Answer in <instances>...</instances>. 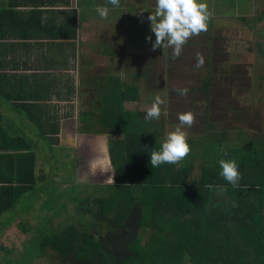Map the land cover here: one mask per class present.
Here are the masks:
<instances>
[{"label":"trees","instance_id":"1","mask_svg":"<svg viewBox=\"0 0 264 264\" xmlns=\"http://www.w3.org/2000/svg\"><path fill=\"white\" fill-rule=\"evenodd\" d=\"M254 1H237L241 5L242 2L246 4L250 10L247 21L249 29L264 22V4ZM254 7L256 15L251 19ZM226 21L227 14H222L216 8V18L210 17L207 31L202 32L204 38L191 37L183 46L178 59H172V48H162L163 51L158 50L154 56L142 58L137 62L135 68L140 74L138 79L142 81L143 86L149 79V85L144 88V92L150 100L154 101L157 95L165 100L166 103L161 105V113L166 111L167 115L161 117L163 122H157L155 119L146 121L145 104L136 110L134 119L133 112L126 111L127 117L122 121L123 130L132 135L116 142L115 146L121 147L126 158L124 162L121 157L112 160L113 165H117L114 177L117 191L109 198H103L102 194L93 200V206L87 210V207L80 203L78 194L73 195L69 203H66L67 195L73 190H64L59 194L66 205V212L71 211L68 205H75L78 215L90 213L92 209L99 218L93 215L90 224L79 226L82 231L62 232L59 242H56L59 237L50 234L44 247L52 248L53 251L49 254L55 264H264V135L259 131L255 135L246 132L252 129L255 120L243 104H211L214 96L210 92V79L197 77L199 82L192 81L188 84L176 73V68L184 64L182 59L187 55V50L193 48L192 44L201 41L207 46V50L202 53L205 63L199 69L206 70L208 74L216 77L220 73L227 77L226 74L238 71L240 75L233 76V79L237 90L239 89V81L241 76H245L246 67L223 61L226 56L214 47L215 40L225 41L226 36L219 35V32L227 33ZM213 31L218 34L213 35ZM140 46L145 47L142 44ZM141 51L131 52L140 54ZM258 53L259 57L264 59L261 49ZM193 56L195 60V55ZM155 58L158 61L161 58L163 60V65L158 70L153 69L157 64ZM183 88L189 90L186 96L178 94L177 90ZM72 92L68 89L61 93H47V97L64 98ZM189 95L202 96L205 101L203 104L201 101H192ZM35 100L41 101L42 98L39 96ZM18 101L28 100L19 98ZM34 107L39 106L16 104V109L24 114ZM187 111L196 115L193 126L183 130H189L193 134L192 137L189 136L187 143L190 152L194 153L190 158L201 163L200 175L196 180L191 179V160L183 162L181 166L180 163L167 164V179L170 184L164 185V164L153 168L149 162L151 151H159L150 136L155 135L159 139V136L165 134L166 128L172 129V123H179L177 113ZM29 120L34 123L42 137H47L48 142L54 143L51 146L59 144L61 118H48L43 122L38 118ZM0 126L6 140L10 142L7 147L0 148V151L7 153L0 156V160L17 158L29 161L28 167L19 166L16 172L11 174V179H0V217H3L17 208L23 195V190H13L4 184H22L26 179L33 182L36 156L31 141L25 137H12L4 130L1 117ZM1 129L0 145L5 142ZM255 130L256 128L253 129L254 132ZM228 135L236 136L235 140H228ZM14 139H20L26 145L29 154L25 158L11 155L13 150H17L11 145ZM63 143V146H66L65 140ZM67 143L71 145L72 141L68 139ZM111 152H116L114 147ZM220 159L236 160L241 177L238 186L233 187L219 175ZM173 168L175 170H172ZM171 171L173 173L170 175ZM177 174L178 181L172 183L171 180ZM154 182L157 185L152 187ZM209 184L214 186L213 190L206 187ZM152 188L156 198L153 206L145 200L133 203L126 198L128 193L136 190L149 191ZM116 195L118 200L114 199ZM123 200L125 201L120 202ZM117 205H125L126 212L114 211V208H118ZM52 206L57 212L56 206ZM83 207L84 211L80 209ZM108 207L112 211L104 217L100 210ZM73 211L75 215V210ZM84 220L87 218L84 217ZM43 222L50 224L48 220ZM56 226L52 224L51 227ZM147 229L149 233L145 236ZM52 237H55V241ZM144 238L146 240L142 245ZM38 248L43 249L41 246ZM2 250L6 251V248L3 247Z\"/></svg>","mask_w":264,"mask_h":264},{"label":"crops","instance_id":"2","mask_svg":"<svg viewBox=\"0 0 264 264\" xmlns=\"http://www.w3.org/2000/svg\"><path fill=\"white\" fill-rule=\"evenodd\" d=\"M198 2L205 3V0ZM207 2L211 17L215 19L216 0ZM254 2L264 4L259 0ZM96 6L109 8L107 19L100 18L95 11ZM255 9L251 19L256 15ZM227 10L235 13L237 7L235 9L228 5ZM154 11L155 0H120L119 7L109 4L108 0H0L1 124L12 137H25L31 141L36 156L33 182L26 179L22 184H4L13 190H23L18 205L44 181V166L50 153L63 152L69 157L67 168L55 174L56 181L61 179L60 174L69 175L73 182L76 176H80L81 181L92 182L91 189L98 190L86 204L87 210L93 206V200L102 194L103 198H109L113 194H106L109 188H114V193L117 191L111 183V177L114 180L117 170V165L112 162L116 154L111 152V146L132 135L123 130L122 121L127 117L126 111H132L134 119L136 110L143 105L137 102L135 94L146 91L137 84L140 74L134 64L127 62L140 61L154 56L158 50L163 51L160 47L152 48L155 35L150 30L147 17ZM227 19L234 20L235 25L226 21L227 33L219 32V35L226 36L225 41L215 40L214 47L226 56L223 61L246 67L245 76H241L239 81V89L233 79V76L240 75L238 71L226 74L227 77H223L222 73L216 77L194 67L193 55L207 50L201 41L187 50V55L182 59L184 64L176 68V73L188 84L199 82L197 77L210 79V92L214 96L211 104H243L255 120L252 129L246 132L255 135L259 131L264 135V59L258 53L261 49L264 54V22L249 29L248 23L243 27L237 21V16L227 15ZM216 32L212 34L216 36ZM148 36H151L150 42L145 39ZM232 38L235 41L230 45ZM141 44L145 47H141ZM140 50V54L132 53ZM128 68L135 71L136 78L133 79L132 71H128ZM68 89L73 91L68 97H47V93H61ZM39 96L42 100L36 101L35 98ZM19 98L28 101H18ZM189 98L201 101V104L205 101L202 96L189 95ZM22 103L39 107L30 108L24 114L16 109V104ZM149 103L152 104L153 100H149ZM74 104L88 105L90 110H82ZM150 104L145 105L150 107ZM54 117L61 118L62 130L59 144L51 146L54 143L42 137L29 119L38 118L43 122ZM1 136L5 142L0 148L7 147L10 142L2 129ZM68 139L72 141L71 145L67 143ZM63 140L66 146H63ZM99 141L104 142V147ZM88 144L97 148L93 151V156L97 158L94 166H91L85 152ZM11 145L17 149L13 150L12 156L25 158L29 154L20 139H14ZM98 151L101 153L96 154ZM5 154L0 151V156ZM28 165L27 160L1 159L0 179H11V174L19 166L27 168ZM63 187V190H67L64 183ZM57 192L54 189L51 194L53 201ZM51 198L43 208L49 214L56 213L51 207ZM80 198L82 202L83 197ZM118 198V195L114 197L115 200ZM16 210L0 217V224ZM39 220L45 230L52 224L56 226L53 221L46 224L41 217Z\"/></svg>","mask_w":264,"mask_h":264},{"label":"rangeland","instance_id":"3","mask_svg":"<svg viewBox=\"0 0 264 264\" xmlns=\"http://www.w3.org/2000/svg\"><path fill=\"white\" fill-rule=\"evenodd\" d=\"M237 1L238 0H216L215 9L217 8L219 11L222 12V14L226 13L227 15H232L233 17L237 16V21H239L241 25L245 27L248 18L250 17V10L246 6V4L242 2L241 5V3L240 2L237 3ZM205 3L208 4L207 0H205ZM228 5L234 6L235 9L237 7V11H235V13L229 12L227 10ZM228 22L235 25L234 20H228ZM196 37L204 38L202 32ZM234 41L235 39L232 38L229 41V44L232 45ZM145 58L148 59L149 57H145ZM155 59L157 61V64L153 67V69L158 70V68L163 65V60L162 58L159 61L157 58ZM137 62L138 61H129L127 63L134 64V67H136ZM127 70L130 72L132 71L131 74L133 75V79L137 77L135 71L131 70V68H128ZM146 81L147 84L145 86H143L141 80H138L137 84L141 85L143 88H146V86L149 85V79H147ZM224 95L228 97L227 93H225ZM135 97H137V102L139 104H150L149 103L150 98L146 95L145 92H140L139 94L137 93L135 94ZM74 105L80 106L82 110H90V106L88 105H84V104H74ZM161 117H163V113H161L160 118L156 121L157 122L161 121ZM175 124L176 123H172V125ZM172 130H174L173 127L172 129L166 128L164 131L165 134L159 136V139L155 135L150 136L151 141L153 142V144H156L159 150H160V145L166 138L167 133ZM200 130L202 131V128ZM187 134H188V138L189 136L190 137L193 136V134H191L189 130ZM235 138L236 136L234 135L233 136L228 135L227 137L228 140H235ZM99 144L102 147H104V142L99 141ZM113 147L116 150V152H113L116 154L115 157L113 158H118L121 156V161L124 162L126 156L123 155V150L121 149V147L111 146V148ZM85 149L81 151H85ZM94 150H97L96 146L88 144L87 150L85 151L87 153V157L90 161L91 166H94L95 161L97 159L93 156ZM100 153L101 152L98 151L96 154H100ZM191 155H194V153L190 152L189 155L183 161L180 162V166L182 165L183 162H188L191 160V164L193 166L191 171V179L196 180L199 178L200 175L201 163L199 161L190 158L192 157ZM68 160L69 157L66 156L63 152H59L57 154L50 153L49 157L46 159L47 162L44 166L45 174H44V181L42 182V184L38 185L36 189L22 201L23 203L18 205L17 210L14 213L9 214V216L4 221V223L0 224V264H55L56 262L54 263L52 261L49 254L50 252L53 251L52 248L48 246L44 247L45 246L44 243H48L49 240L48 237H50V234L54 235L55 237H59V239L56 241L59 242L62 232H65L67 230H73L75 232H77L76 230L82 231L81 229H79V226L82 227V224L84 223L90 224L93 215H95L96 218H99L96 211H93L92 209L90 213L78 215L79 213H76L78 212V209L75 207V205H68L67 207L70 208L71 211L67 210L68 213L66 212L65 210L66 205L59 197V194L63 193L64 191L63 183L65 184L67 191L73 190L71 191L72 192L71 194L67 195L66 203H69V199L73 195L78 194L81 197H83L81 202L82 205L86 206V204H88V201L91 199V196L98 192V190L96 189H91L93 188L92 182L91 183L83 182L80 180L81 178L80 176H76L73 182L70 180L69 175L62 176V174H60L61 179L59 181H56L55 174L57 175L58 171H63L64 169L67 168L66 164ZM172 170H175V168H173ZM162 172H163V176H162L163 184L164 185L170 184V181L167 179V164H164V168ZM172 173L173 171L170 172V175ZM177 181H178V174L176 175V177H174L171 180V182L175 183ZM155 185H157V183L154 182L152 184V187H154ZM54 189L59 191L55 193L56 194L55 201H53L54 198H51V194L53 193ZM152 190L153 188L149 189V191H144V192H140L139 190H136L132 193L126 194V198L128 199V201L133 203L141 200L143 201L145 200L149 205L153 206L155 204L154 202L156 198ZM114 191H115L114 188H109L106 194L111 195ZM50 198L51 201H53L52 204L56 206L57 209L56 213L49 214V212H45L43 209L45 204L48 202ZM125 200L120 202H124ZM116 203L118 204V201ZM52 204L51 207L53 208ZM117 206L118 208L116 209L114 208V211L119 210L121 213L126 212L124 208L125 205H117ZM83 209L85 208L83 207ZM73 210H75V215ZM100 211H102L104 217H107L108 212H111L112 210L110 209V207H108ZM39 217H41L44 220L53 221L54 224H58V225L54 228L49 227L48 229L45 230L44 228H42L43 224L39 220ZM84 217H86L87 220H84ZM148 233H149V229H147L145 236H147ZM55 237H52L53 241H55L54 240ZM145 240L146 239L144 238L143 242H141L142 245L145 243ZM40 246L43 247V249L38 248ZM3 247L6 248V251L2 250Z\"/></svg>","mask_w":264,"mask_h":264},{"label":"clouds","instance_id":"4","mask_svg":"<svg viewBox=\"0 0 264 264\" xmlns=\"http://www.w3.org/2000/svg\"><path fill=\"white\" fill-rule=\"evenodd\" d=\"M108 3L119 7L120 0H108ZM95 11L101 19H107L109 8L106 6H96ZM211 17L207 3L198 2V0H155V11L147 19L150 21V30L155 35V43L152 44L153 50L157 47L172 48V59H178L183 51V46L193 36H198L201 32L207 31V22ZM151 41V36L145 38ZM195 68L203 67L205 59L202 53L195 54ZM178 94L186 96L187 88L178 89ZM166 101L159 95L154 97L150 107L146 108L145 120H158L161 116V105ZM167 115V112L164 113ZM178 124L173 125L172 131H169L166 138L160 145V150H152L149 162L153 168L161 164H178L183 161L190 153L191 149L187 143L188 134L185 127L191 128L196 121L195 113L187 111L177 113ZM226 156L227 153L225 152ZM221 169L219 175L224 178L233 187L238 186L240 173L235 159L218 161ZM111 183L114 180L111 177ZM209 190L214 186L206 185ZM226 191V189H223ZM235 206V205H233Z\"/></svg>","mask_w":264,"mask_h":264}]
</instances>
